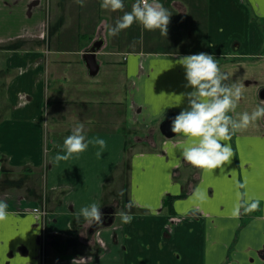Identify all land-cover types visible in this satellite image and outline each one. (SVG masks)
Returning <instances> with one entry per match:
<instances>
[{
    "label": "crops",
    "instance_id": "crops-1",
    "mask_svg": "<svg viewBox=\"0 0 264 264\" xmlns=\"http://www.w3.org/2000/svg\"><path fill=\"white\" fill-rule=\"evenodd\" d=\"M261 36L264 0H0V264H264Z\"/></svg>",
    "mask_w": 264,
    "mask_h": 264
},
{
    "label": "water",
    "instance_id": "water-1",
    "mask_svg": "<svg viewBox=\"0 0 264 264\" xmlns=\"http://www.w3.org/2000/svg\"><path fill=\"white\" fill-rule=\"evenodd\" d=\"M101 45L102 43L99 41L94 43L92 47L85 52L83 57L86 59L89 75L91 77L95 76L98 71V65L95 61V53L100 49ZM260 97L264 99V90L261 91ZM159 130L161 135L165 138H173L180 131V121L175 115H169L160 123ZM113 217L114 209L112 207H104L100 209L93 218L89 232L92 233L100 227L111 226L114 219Z\"/></svg>",
    "mask_w": 264,
    "mask_h": 264
},
{
    "label": "built area",
    "instance_id": "built-area-1",
    "mask_svg": "<svg viewBox=\"0 0 264 264\" xmlns=\"http://www.w3.org/2000/svg\"><path fill=\"white\" fill-rule=\"evenodd\" d=\"M147 6H148V0H139V8H140L142 13H144V11L147 8ZM28 212L37 213V214H40V215H43V216L45 215V211L44 210H39L37 212L29 210Z\"/></svg>",
    "mask_w": 264,
    "mask_h": 264
},
{
    "label": "rangeland",
    "instance_id": "rangeland-1",
    "mask_svg": "<svg viewBox=\"0 0 264 264\" xmlns=\"http://www.w3.org/2000/svg\"><path fill=\"white\" fill-rule=\"evenodd\" d=\"M140 13H141V14H143V13L141 12V10H140ZM250 16H251V17H253V16H254V14H253L252 12H250ZM138 19H139V18H138ZM260 23H261V21H260ZM183 28H184V29H187V28H189V27H188V25H187V24H184V25H183ZM175 32H177V33H178V30H175V31H173V33H175ZM261 38H263V39H264V37H262V36H261ZM156 41H157V40H156ZM158 41H159V42H160V41L162 42V39H160V40H158ZM163 44H164V45H167V46H169V47H171V46H172V48H175V46H174V45H169V43H167V44L163 43ZM177 48H178V47H177ZM177 48H176V49H177ZM160 134H161V133H160ZM95 231H96V230H95ZM95 231H94V232H95Z\"/></svg>",
    "mask_w": 264,
    "mask_h": 264
}]
</instances>
